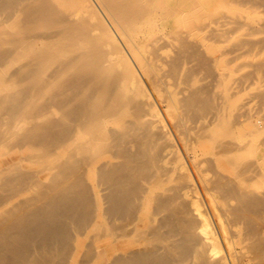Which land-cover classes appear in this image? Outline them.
Listing matches in <instances>:
<instances>
[{
    "label": "bare ground",
    "instance_id": "6f19581e",
    "mask_svg": "<svg viewBox=\"0 0 264 264\" xmlns=\"http://www.w3.org/2000/svg\"><path fill=\"white\" fill-rule=\"evenodd\" d=\"M0 264H264V0H0Z\"/></svg>",
    "mask_w": 264,
    "mask_h": 264
}]
</instances>
